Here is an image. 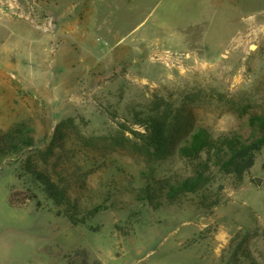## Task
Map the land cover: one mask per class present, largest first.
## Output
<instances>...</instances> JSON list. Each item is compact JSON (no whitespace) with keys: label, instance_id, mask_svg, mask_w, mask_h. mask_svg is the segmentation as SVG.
<instances>
[{"label":"rangeland","instance_id":"374dc122","mask_svg":"<svg viewBox=\"0 0 264 264\" xmlns=\"http://www.w3.org/2000/svg\"><path fill=\"white\" fill-rule=\"evenodd\" d=\"M229 2L0 0V133L35 141L0 155V264H264V148L242 181L212 158L169 195L205 166L179 151L200 127L264 135V0Z\"/></svg>","mask_w":264,"mask_h":264},{"label":"trees","instance_id":"16d2710c","mask_svg":"<svg viewBox=\"0 0 264 264\" xmlns=\"http://www.w3.org/2000/svg\"><path fill=\"white\" fill-rule=\"evenodd\" d=\"M259 123L264 131V118H261ZM151 128L154 144L158 149L164 148L166 144L163 140L166 133L162 124H152ZM34 143V137L31 134L19 126H14L6 132L0 133V155L24 154L29 147L34 146ZM263 148L264 135L254 141L245 143L236 136H221L218 139H214L207 128L200 127L192 134L187 144L180 147L179 151L182 157L190 160H200L202 154L206 152L209 155L208 159L201 164L205 166H201L202 169L196 168L191 178L183 180L178 185H172L169 189V195L174 196L178 193L198 189L203 182L208 180L205 171L209 169V161L212 158H215V163L223 173L233 175L239 181H242L245 173L256 163V159ZM27 168L30 169L31 166L28 164ZM34 173L37 174L39 180L46 184L47 192L56 204L62 205L66 198V191L53 182L49 174H44L37 169H35ZM27 191L14 190L10 195V204L13 206L21 205L28 199L37 198L34 192ZM39 203L40 201H38V205ZM74 257L81 260L80 264H102L99 261L90 262L88 253L84 249H78ZM69 264H72V262L69 261Z\"/></svg>","mask_w":264,"mask_h":264},{"label":"crops","instance_id":"0c3cea01","mask_svg":"<svg viewBox=\"0 0 264 264\" xmlns=\"http://www.w3.org/2000/svg\"><path fill=\"white\" fill-rule=\"evenodd\" d=\"M241 0H230V4L231 5H237L238 3H240ZM216 3H217V0H216ZM218 3H224V0H218Z\"/></svg>","mask_w":264,"mask_h":264},{"label":"water","instance_id":"95a60500","mask_svg":"<svg viewBox=\"0 0 264 264\" xmlns=\"http://www.w3.org/2000/svg\"><path fill=\"white\" fill-rule=\"evenodd\" d=\"M255 180H256L257 184H259V185L262 183V178H260V177H256Z\"/></svg>","mask_w":264,"mask_h":264}]
</instances>
